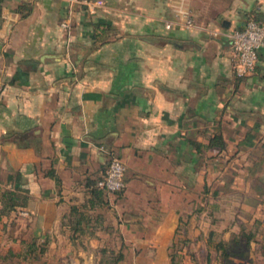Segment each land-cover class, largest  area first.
I'll list each match as a JSON object with an SVG mask.
<instances>
[{
    "label": "crops",
    "instance_id": "crops-1",
    "mask_svg": "<svg viewBox=\"0 0 264 264\" xmlns=\"http://www.w3.org/2000/svg\"><path fill=\"white\" fill-rule=\"evenodd\" d=\"M88 2L0 0V201L17 203L0 219L47 249L119 248L116 264H168L232 208L263 224L264 47L236 76L229 33L264 24V0ZM180 11L193 25L165 27ZM109 152L123 189L80 207ZM80 211L79 229L61 221Z\"/></svg>",
    "mask_w": 264,
    "mask_h": 264
},
{
    "label": "rangeland",
    "instance_id": "rangeland-1",
    "mask_svg": "<svg viewBox=\"0 0 264 264\" xmlns=\"http://www.w3.org/2000/svg\"><path fill=\"white\" fill-rule=\"evenodd\" d=\"M233 211V208L230 209L221 223L212 222L216 230L214 231V239L211 241L207 240L205 229L197 233H193L190 229L185 231L183 236L189 239L182 241L180 248L178 244L176 248L168 250L169 255L173 254L174 259H179L175 264H218L213 247L215 240L218 238L224 240L228 247L233 245L236 247L235 251L243 253L244 257H232L230 264H264V240L262 239L264 223L257 226L258 231H256L253 240L248 245L244 243L243 235L239 237V241H233V237L240 234L241 223L239 221L246 222L243 221V218L247 216V212L243 210H237V213ZM14 218L15 216L0 219V260L7 264H72L74 261L73 264H92L83 262L80 259L75 260L73 257L83 256V254L87 258L85 260L93 256L96 259L98 257L99 247L95 249L84 248L81 250L84 253L78 255L77 250L73 251L72 249H65L64 251L61 249H47L42 240H36V247L24 254L27 249L26 242H30L32 239L25 237L26 233L17 231L14 226ZM213 219H217V216L214 215ZM149 254L153 256L154 251L149 252Z\"/></svg>",
    "mask_w": 264,
    "mask_h": 264
},
{
    "label": "built area",
    "instance_id": "built-area-1",
    "mask_svg": "<svg viewBox=\"0 0 264 264\" xmlns=\"http://www.w3.org/2000/svg\"><path fill=\"white\" fill-rule=\"evenodd\" d=\"M89 3L88 0H82ZM98 4L94 1L92 4ZM173 22L191 27L193 20L188 12L180 11V16L175 21L167 20L165 27H170ZM229 43L231 48V62L236 76L243 77L250 73L257 60V52L264 47V24L253 17H248L244 23L233 28L229 33ZM124 166L120 159L109 152L103 173L95 180V186L103 189L106 193H113L123 189ZM20 215H27L26 210L19 209Z\"/></svg>",
    "mask_w": 264,
    "mask_h": 264
},
{
    "label": "trees",
    "instance_id": "trees-1",
    "mask_svg": "<svg viewBox=\"0 0 264 264\" xmlns=\"http://www.w3.org/2000/svg\"><path fill=\"white\" fill-rule=\"evenodd\" d=\"M208 145L209 146H217L221 148L224 145V142L219 134H213L209 136L208 138ZM120 190H117L115 192H118ZM106 192L95 186L90 189L91 198L87 200V202H84L80 205V207L85 208H91L97 203L99 204L101 201V196L104 195ZM213 194H215V191H212ZM15 195L12 190H5L1 194V208L0 213H7L9 212L12 207L17 204L15 201ZM97 199V201H94L93 199ZM78 206H70L69 214H74L77 211ZM97 219V218H96ZM64 223L69 224L73 230L79 229L80 223L83 221L84 223L90 222V216L88 214H85L83 211H80L77 216L74 215L73 218L67 216L66 219L61 220ZM259 225V221L255 220L254 223L250 226V228H245L243 224H240V234H237L233 237V241H239V237L243 235L244 237V243L248 245L251 240H253L254 234L256 231H258L257 226ZM74 231L70 234V237H73ZM262 239L264 240V228L262 229ZM215 232L213 230H208L207 232V239L213 240L214 239ZM36 240L32 239L30 242H26L27 249L25 250V253H28L32 251L36 247ZM25 243V242H24ZM214 250L216 253V259L218 261V264H230V259L232 257L241 258L244 257L242 252L235 251V246H227L225 241L221 238H218L214 242ZM122 258V252L118 249L109 248L106 246H100L98 248V257L96 259V264H116V262ZM176 260L173 258V254L170 255V260L168 264H175ZM0 264H7L6 262H3L0 260Z\"/></svg>",
    "mask_w": 264,
    "mask_h": 264
}]
</instances>
